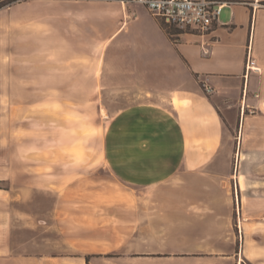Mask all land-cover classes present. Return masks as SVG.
Instances as JSON below:
<instances>
[{
    "label": "crops",
    "instance_id": "crops-1",
    "mask_svg": "<svg viewBox=\"0 0 264 264\" xmlns=\"http://www.w3.org/2000/svg\"><path fill=\"white\" fill-rule=\"evenodd\" d=\"M50 1L58 5V24H44L37 36L45 40L46 31L57 32L55 53L84 67L73 84L61 87L138 93L145 99L119 116H174L181 140L172 147L173 160L154 157L147 178L142 154L163 151L136 144L123 148L122 177L93 172L72 181L55 210L63 247L85 264L120 251L122 264L246 263L234 222L236 200L254 190L264 194V180L253 188L239 170L245 155L260 151L242 136L256 119L264 121V7L242 0L225 7L228 15L212 34H184L174 42L136 1ZM43 50L30 55L47 56ZM10 52L17 56L18 47ZM152 186L158 191L148 206L143 190ZM27 196L20 191L18 198ZM67 258L27 261L66 264Z\"/></svg>",
    "mask_w": 264,
    "mask_h": 264
},
{
    "label": "rangeland",
    "instance_id": "rangeland-1",
    "mask_svg": "<svg viewBox=\"0 0 264 264\" xmlns=\"http://www.w3.org/2000/svg\"><path fill=\"white\" fill-rule=\"evenodd\" d=\"M28 2L0 10V264H38L27 260L43 255L85 264L79 254L63 247L57 231L55 210L63 190L93 172L122 177L123 148L129 145L162 149L142 154L150 163L144 171L147 178L154 172V157L173 160L177 153L172 147L180 146L181 140L174 116H119L145 99L138 93L61 87L73 84L76 71L84 67L75 57L55 53L57 41L51 38L57 32L46 31L45 40L37 36L44 24H58V5L50 0ZM227 15L224 10L220 21ZM16 46L18 54L12 56L10 50ZM33 48L44 49L47 56L30 55ZM256 120L242 143L260 151L245 155L247 164L239 162L240 175L249 185L254 181L253 188L264 180V121ZM238 133L240 138V127ZM237 155L238 150L235 168ZM30 177L35 178L34 186L26 183ZM20 191L28 196L19 199ZM156 191L154 186L143 190L145 205L153 204L148 199ZM243 198L236 200L234 222L240 248L248 257L243 264H264V194L254 190ZM122 257L120 251L93 264H122Z\"/></svg>",
    "mask_w": 264,
    "mask_h": 264
},
{
    "label": "built area",
    "instance_id": "built-area-1",
    "mask_svg": "<svg viewBox=\"0 0 264 264\" xmlns=\"http://www.w3.org/2000/svg\"><path fill=\"white\" fill-rule=\"evenodd\" d=\"M162 23L175 42L184 34L208 36L219 23L225 7L242 0H133ZM264 0H256L264 7Z\"/></svg>",
    "mask_w": 264,
    "mask_h": 264
},
{
    "label": "trees",
    "instance_id": "trees-1",
    "mask_svg": "<svg viewBox=\"0 0 264 264\" xmlns=\"http://www.w3.org/2000/svg\"><path fill=\"white\" fill-rule=\"evenodd\" d=\"M28 1H30V0H0V10L4 9L6 7H11L12 5H15V4H20V3L28 2ZM108 1H112V0H108ZM122 1H133V0H122ZM161 25H162L163 29L166 31L165 26L162 23H161Z\"/></svg>",
    "mask_w": 264,
    "mask_h": 264
}]
</instances>
